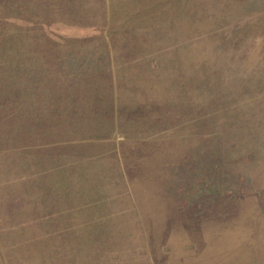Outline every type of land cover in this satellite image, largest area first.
I'll return each instance as SVG.
<instances>
[{
  "label": "rangeland",
  "instance_id": "obj_1",
  "mask_svg": "<svg viewBox=\"0 0 264 264\" xmlns=\"http://www.w3.org/2000/svg\"><path fill=\"white\" fill-rule=\"evenodd\" d=\"M0 264H264V0H0Z\"/></svg>",
  "mask_w": 264,
  "mask_h": 264
}]
</instances>
